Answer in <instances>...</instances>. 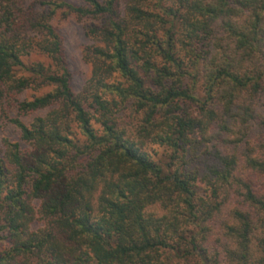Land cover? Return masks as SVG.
<instances>
[{"label":"trees","instance_id":"1","mask_svg":"<svg viewBox=\"0 0 264 264\" xmlns=\"http://www.w3.org/2000/svg\"><path fill=\"white\" fill-rule=\"evenodd\" d=\"M80 1L0 0V264H264V0Z\"/></svg>","mask_w":264,"mask_h":264},{"label":"rangeland","instance_id":"2","mask_svg":"<svg viewBox=\"0 0 264 264\" xmlns=\"http://www.w3.org/2000/svg\"><path fill=\"white\" fill-rule=\"evenodd\" d=\"M43 0H25V4L29 5ZM75 5H80V0H67ZM101 19L80 18L71 12L68 8H59L57 12L52 16V22L63 39L64 52L66 65L69 68L72 76V87L76 92H80L84 87L86 81L90 77L91 66L85 60L84 55L88 46L92 45V40L86 33V27L90 23H97ZM25 61L31 62H48V58L38 52H33L29 56L24 57ZM200 83V82H199ZM198 83V84H199ZM198 96L203 95V91L198 89ZM34 93L33 91H27L22 96H29ZM48 109L35 111L30 114L24 115L21 118L26 123H31L35 117L44 115ZM130 109L128 113H130ZM134 114V113H133ZM17 115L15 108H0V147L6 148V141H21L18 129L12 123L11 119ZM136 115V114H134ZM137 116V115H136ZM24 147L27 145H24ZM149 149L156 153V159L165 161L170 154V150L164 146L158 144H150ZM44 226V221L41 218L40 213L37 212V216L33 221L32 228L38 229Z\"/></svg>","mask_w":264,"mask_h":264}]
</instances>
